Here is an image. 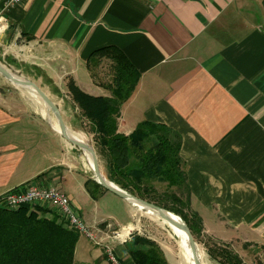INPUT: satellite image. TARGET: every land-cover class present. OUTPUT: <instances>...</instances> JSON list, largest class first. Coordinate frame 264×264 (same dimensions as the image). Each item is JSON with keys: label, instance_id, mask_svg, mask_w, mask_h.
<instances>
[{"label": "crops", "instance_id": "1", "mask_svg": "<svg viewBox=\"0 0 264 264\" xmlns=\"http://www.w3.org/2000/svg\"><path fill=\"white\" fill-rule=\"evenodd\" d=\"M5 3L0 56L37 73L60 98L71 100L69 81L90 96H110L111 77L105 82L100 63L92 76L87 60L102 47L120 50L141 76L120 108L118 132L129 135L143 121L177 132L203 234L235 248H264V0H19L8 9ZM74 156L44 118L0 95V196L27 184L54 187L87 225L108 223L100 205L114 194L98 190L93 198L86 185L92 179ZM43 207L52 217L54 210ZM106 241L119 260L134 264L126 244ZM85 248L79 254L85 259L75 260L76 243L73 264H109Z\"/></svg>", "mask_w": 264, "mask_h": 264}, {"label": "trees", "instance_id": "2", "mask_svg": "<svg viewBox=\"0 0 264 264\" xmlns=\"http://www.w3.org/2000/svg\"><path fill=\"white\" fill-rule=\"evenodd\" d=\"M102 59L110 61L111 84L105 86L110 96H90L72 81L68 82L67 90L80 117L90 125L98 151L105 160L106 179L180 216L195 240L219 264H245L231 244L203 234L202 219L191 207V191L180 154L181 136L163 124L149 121L139 123L129 135L118 132L120 108L132 97L141 74L120 50L108 46L93 51L88 57L92 76L94 67ZM158 182L166 185L160 197L154 196ZM86 185L93 198L98 190H104L94 180H87ZM47 211L38 205L17 209L0 206V264H73L79 235L67 228L56 213L47 217ZM126 248L134 264H168L161 247L147 237L134 235Z\"/></svg>", "mask_w": 264, "mask_h": 264}, {"label": "rangeland", "instance_id": "3", "mask_svg": "<svg viewBox=\"0 0 264 264\" xmlns=\"http://www.w3.org/2000/svg\"><path fill=\"white\" fill-rule=\"evenodd\" d=\"M0 63L4 65L7 69H9L13 74L23 77V78L30 79L31 81L35 82L41 89H43V91H45L51 97V99L60 108V111L62 113V116H63V119L66 125L70 127L71 129H73L74 131L75 130L80 131L85 135L87 143L90 146H92L96 152L100 170L102 174L105 176V160L98 151L99 148L95 143V138L93 137V134L91 133L90 125L84 118L80 117L79 111L75 108V105L71 103V100L69 99V97L60 98L59 96L54 94L56 90L58 91V89L56 88L53 89L54 90V93H53L51 88L46 85L42 77H39L37 73L26 70V68H24L23 65H21L20 67H15L11 64V62H9V60H6V58H2L1 56H0ZM98 70H99L98 72L101 73V76H103L102 78L104 80L107 79L108 75L110 76L108 62L103 61L102 63H100V67ZM100 70H102V72H100ZM60 94L63 95L62 92ZM0 95L9 96L15 101V103L16 102L20 103L24 108H27L31 110L32 112L39 114L36 107H33V105L28 100L26 95L20 89L15 87L13 84H11L9 81H7L2 76H0ZM64 142H65V146L67 150L73 152L75 155L74 157L80 162V166L82 170L85 172V174L93 180V174L91 170H89L87 167L82 151L79 150L78 148L69 147L66 141ZM156 188L158 191H157V194L154 196H159L161 194H164V192L166 191V185L164 183H159V182L156 183ZM110 196L113 197V200H114L113 202L107 203V204L102 203L100 205L101 206L100 208L101 217H104L105 219L109 221H107L108 223H106L105 221H101L97 226H95L96 228L94 227L96 231H100L98 235L102 236L105 241L107 240L110 242L112 241L116 242L115 240H112L110 238V235L113 231L121 230L123 227L116 228L115 226H113L116 223L115 221H120V222L132 221V225L134 226V231L131 235V239H129V241L126 243H129L132 240L134 235L139 234L141 236L147 237L157 242V244L161 247V249L165 250L167 258L169 260V264H184L185 263L184 260H182L180 257V253H181L180 251L183 249V247L186 244H185V241L178 235L177 232H174L172 229H170L166 224L163 223V221L159 217L153 216L151 214H147L144 211L138 210L134 206H133V210L135 214H134V218H132L128 213H126V210L124 209L123 204H126V202L122 200L121 198L119 199V197L118 198L115 197L114 195L110 194ZM108 215H112L114 218H109ZM105 223H106V226L102 230L99 229L98 226L99 225L102 226ZM128 226H131V225H128ZM209 238H212V237H209ZM196 242L199 245L202 256H203L201 260L202 264H207L208 260H211V259L209 258L207 254L206 248L204 247L202 243L199 242V240L198 241L196 240ZM81 247L83 248L86 247L87 251L89 250L93 251L94 255H96L98 252L102 253L101 258L104 259V261L108 262V260H106L107 255L105 252V248H103L101 244L96 245L93 242H90L89 240L85 239L83 236H80V235H79V239L77 242V255H76L75 260L79 258ZM232 248L235 252L239 254V256L243 259V261L246 264H264V248L263 247L261 248L254 247L249 250H246L240 247L239 248L232 247ZM82 251L84 252V249H82ZM164 257H165V254H164ZM83 258L85 259V257H80L79 259H83ZM119 261L122 264H124L121 260Z\"/></svg>", "mask_w": 264, "mask_h": 264}, {"label": "built area", "instance_id": "4", "mask_svg": "<svg viewBox=\"0 0 264 264\" xmlns=\"http://www.w3.org/2000/svg\"><path fill=\"white\" fill-rule=\"evenodd\" d=\"M19 0H6L4 8L8 9L15 6ZM8 24L0 10V34L5 32ZM23 205L47 206L54 210L59 220L69 229L75 231L78 235L93 242L96 245L103 246L107 255L109 264H122L114 255L110 246L104 244V238L94 228L88 226L78 215L70 198L61 190L44 185L27 184L21 190L10 191L0 196V206L8 209H17ZM134 226H126L121 230L113 231L110 235L112 240L119 244H125L131 239ZM125 234V235H124Z\"/></svg>", "mask_w": 264, "mask_h": 264}, {"label": "water", "instance_id": "5", "mask_svg": "<svg viewBox=\"0 0 264 264\" xmlns=\"http://www.w3.org/2000/svg\"><path fill=\"white\" fill-rule=\"evenodd\" d=\"M0 76L5 78L7 81H9L11 84L16 86H26L34 89L38 96L42 99L44 104L47 106L48 110L51 112L53 117L55 118L59 133L61 138L72 144L73 148H78L79 150H85L88 153H90L92 158V166H91V172L93 174V180L99 184L104 190L114 194L115 196L128 201L130 204H134L138 202L142 206H145L146 208H149L155 212L158 213L159 218H161L164 221L169 222L171 225L175 226L176 228L186 231L189 235V246L192 254V263L193 264H202L201 256H200V249L198 247V244L189 228V226L177 215L173 214L170 211H167L158 205L148 202L146 200H143L131 193H128L124 191L123 189L119 188L114 183L110 182L106 179V177L102 174L98 159L95 150L92 146L82 143L79 141H76L72 138V136L68 133V127L62 117V113L58 107V105L51 99V97L43 91L35 82L31 81L30 79L23 78L20 76H17L13 74L9 69H7L4 65L0 63ZM135 200V201H134ZM178 218L179 220H177ZM103 228V227H102Z\"/></svg>", "mask_w": 264, "mask_h": 264}, {"label": "bare ground", "instance_id": "6", "mask_svg": "<svg viewBox=\"0 0 264 264\" xmlns=\"http://www.w3.org/2000/svg\"><path fill=\"white\" fill-rule=\"evenodd\" d=\"M18 89H20L28 98V100L31 102V104L33 105V107H36V109L38 110V113L40 114V116L42 118H44L48 124L51 126V128L56 131L59 135H60V131L58 128V124L55 120V118L53 117V115L51 114V112L48 110L47 106L44 104V102L42 101V99L38 96V94L36 93V91L30 87H22V86H16ZM68 127V126H67ZM68 133L72 136V138L76 141L82 142V143H87L86 141V137L85 135L80 132V131H74L73 129H71L70 127H68ZM67 145L69 147H73L72 144H70L69 142H66ZM89 145V144H88ZM82 154L84 156V159L86 161L87 167L89 170H91V166H92V158L90 153H88L85 150H81ZM135 201V200H134ZM132 204V203H131ZM134 207H136L138 210L144 211L147 214H151L153 216L159 217L158 213L146 208L145 206H142L141 204H139L138 202L132 204ZM161 219V218H160ZM177 220H179L178 218H176ZM162 220V219H161ZM164 224H166L170 229H172L174 232H177L178 235L185 241V246L183 247V249L180 251V257L182 260H184V264H193L192 263V254H191V250H190V246H189V235L186 231L180 230L178 228H176L175 226L171 225L169 222L162 220ZM125 235V234H124ZM199 247V245H198ZM200 249V247H199ZM200 256H201V260H202V253L201 250L199 251Z\"/></svg>", "mask_w": 264, "mask_h": 264}]
</instances>
